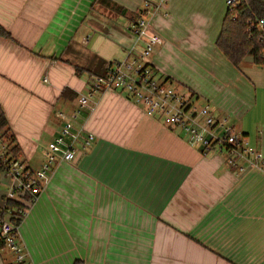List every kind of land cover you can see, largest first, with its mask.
Wrapping results in <instances>:
<instances>
[{
  "label": "crops",
  "instance_id": "crops-1",
  "mask_svg": "<svg viewBox=\"0 0 264 264\" xmlns=\"http://www.w3.org/2000/svg\"><path fill=\"white\" fill-rule=\"evenodd\" d=\"M166 2L148 18L156 79L264 156V65L235 67L216 45L226 0ZM140 10L142 0H0V112L27 167L44 162L57 113L72 114L92 79L124 59ZM74 125L92 143L54 167L17 229L30 264H264V162L202 154L112 91ZM9 184L0 174V208ZM5 251L0 264H15Z\"/></svg>",
  "mask_w": 264,
  "mask_h": 264
},
{
  "label": "built area",
  "instance_id": "built-area-1",
  "mask_svg": "<svg viewBox=\"0 0 264 264\" xmlns=\"http://www.w3.org/2000/svg\"><path fill=\"white\" fill-rule=\"evenodd\" d=\"M167 0H142V10L126 29L135 38L134 45L126 50L121 62L109 66L105 74L95 76L85 95L77 97V108L69 116L57 113L62 120L58 136L47 146L44 162L37 170H32L10 153L8 142L0 133V174L9 179V187L4 195L5 206L0 208V247L9 249L15 264H30L24 248L18 243L17 229L11 220H21L50 181V174L60 163H72L78 154L88 148L93 141L91 134L82 136V130L74 125L84 109L92 111L98 96L105 92H117L140 102L145 115L165 126L180 130L192 146L202 154L213 150L228 154V163L235 166L237 159L253 156L264 162L261 153H252L242 143V138L228 125L225 119H216L208 106H198L188 96L158 81L148 59L160 39L149 30L148 18ZM239 0H226V11H232ZM258 28L264 26L257 22ZM139 44H141L139 46ZM82 139L80 147H77ZM245 149H244V148ZM12 202L13 207L7 203Z\"/></svg>",
  "mask_w": 264,
  "mask_h": 264
},
{
  "label": "trees",
  "instance_id": "trees-1",
  "mask_svg": "<svg viewBox=\"0 0 264 264\" xmlns=\"http://www.w3.org/2000/svg\"><path fill=\"white\" fill-rule=\"evenodd\" d=\"M138 16L131 21H134ZM260 21L264 23V0H239V5L236 8L226 11L216 45L235 67H238L247 57L251 58L252 63L256 66L264 65V26L261 29L258 28L257 22ZM0 36L9 37L1 27ZM0 133L11 146L14 139L9 133L6 120L1 112ZM10 153L16 158L18 148L11 146ZM7 204L9 207L14 206L12 202ZM3 216V213L0 212V218ZM11 222L18 227L21 220L12 219ZM2 249L3 247H0V250ZM73 264H81V262L75 261Z\"/></svg>",
  "mask_w": 264,
  "mask_h": 264
},
{
  "label": "rangeland",
  "instance_id": "rangeland-1",
  "mask_svg": "<svg viewBox=\"0 0 264 264\" xmlns=\"http://www.w3.org/2000/svg\"><path fill=\"white\" fill-rule=\"evenodd\" d=\"M139 45H141V44H139ZM169 86V85H168ZM169 87H172V86H169ZM173 88V87H172ZM175 89V88H174ZM179 93L180 94H182V95H184V96H188V94H183L182 92H180L179 91ZM127 96V95H126ZM129 99H130V101H132V102H134L137 106H139L141 109H143L144 110V112H145V108L143 107V105L140 103V102H138V101H136L135 99H133V98H131V97H129V96H127ZM228 125L229 126H231V124L228 122ZM232 127V126H231ZM240 136V135H239ZM241 137V136H240ZM81 142H82V139H80L79 140V142H78V144H77V147H80V144H81ZM92 143V142H91ZM254 153V152H253ZM255 154V153H254ZM5 254H7L6 256H7V258H8V261H11V260H13V258H14V255H13V253L9 250V249H6V251L4 252ZM14 260H15V258H14Z\"/></svg>",
  "mask_w": 264,
  "mask_h": 264
}]
</instances>
